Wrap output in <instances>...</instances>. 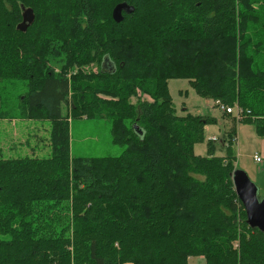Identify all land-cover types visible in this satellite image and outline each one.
<instances>
[{"label": "trees", "instance_id": "1", "mask_svg": "<svg viewBox=\"0 0 264 264\" xmlns=\"http://www.w3.org/2000/svg\"><path fill=\"white\" fill-rule=\"evenodd\" d=\"M123 1L135 10L118 23ZM176 78L242 109L227 155L213 140L196 153L217 119L178 115ZM13 80L26 82L24 116L53 120L52 154L0 158V264H264L231 152L239 123L264 137V0H0V84ZM70 100L75 117L110 118L121 155L71 156Z\"/></svg>", "mask_w": 264, "mask_h": 264}, {"label": "rangeland", "instance_id": "2", "mask_svg": "<svg viewBox=\"0 0 264 264\" xmlns=\"http://www.w3.org/2000/svg\"><path fill=\"white\" fill-rule=\"evenodd\" d=\"M39 47L34 51L38 62L37 71L41 69L40 65L45 63L41 56L44 46ZM56 68H58L57 71H60L61 65L56 64ZM81 69L83 71L96 69L93 73H98L95 64L85 65ZM0 88L4 101L2 110L6 112L0 114V158L50 157L52 154L50 134L53 120L48 118L42 109L30 111L27 116H24V109L18 96L26 92V82L7 81L0 84ZM169 90L178 115L190 112L201 116H215L218 121L209 124L210 132L206 133L205 131V141L196 145V153L199 155L209 154V136L214 134L218 137L216 142L219 144L216 154L227 155L229 153L227 137L224 146L222 139H225L230 126L234 124V114H225L217 107L216 100L200 96L188 79H171ZM65 113L70 123L69 145L72 157L119 156L124 152L125 146L113 142L110 118L96 119L86 115L75 117L71 110V100L65 106ZM225 121H230V125ZM237 133L238 138L231 146V152L236 157L237 167L244 170L256 183L259 196L264 198V162L258 163L254 160L256 153L264 154V137L257 134L255 126L251 123H239ZM6 254H10L9 257L13 255L10 251H7ZM190 264H206V261L203 257H193L190 258Z\"/></svg>", "mask_w": 264, "mask_h": 264}, {"label": "water", "instance_id": "3", "mask_svg": "<svg viewBox=\"0 0 264 264\" xmlns=\"http://www.w3.org/2000/svg\"><path fill=\"white\" fill-rule=\"evenodd\" d=\"M23 8V20L18 24V30L26 32L35 21V12L31 7ZM134 6L123 1L118 3L113 9V19L121 22L124 19V13L134 12ZM233 182L236 193L242 201L247 212V222L252 228H258L264 232V198L259 196V189L256 183L252 181L249 175L240 168L233 173Z\"/></svg>", "mask_w": 264, "mask_h": 264}, {"label": "built area", "instance_id": "4", "mask_svg": "<svg viewBox=\"0 0 264 264\" xmlns=\"http://www.w3.org/2000/svg\"><path fill=\"white\" fill-rule=\"evenodd\" d=\"M216 103H217V107L220 110H222L223 112L234 114L237 116L238 119L241 118L243 111L239 106H237V105L227 106L220 100H216ZM254 160L258 163H263L264 162V154L263 153H256L254 155ZM122 264H134V263L127 261V262H124Z\"/></svg>", "mask_w": 264, "mask_h": 264}, {"label": "crops", "instance_id": "5", "mask_svg": "<svg viewBox=\"0 0 264 264\" xmlns=\"http://www.w3.org/2000/svg\"><path fill=\"white\" fill-rule=\"evenodd\" d=\"M210 114V113H209ZM212 115H213V113H212ZM212 117H215V116H212ZM216 118V117H215ZM218 122V121H217ZM225 123L226 124H228V125H230L229 123H230V121H225ZM241 124V123H240ZM239 125V124H238ZM210 130V127H209V125H207L206 126V129H205V131H206V133H207V131L208 132H210L209 131ZM211 136H209V140H213L214 142H215V144H216V146H217V149H218V143L216 142L217 140H218V137L216 136V135H214V134H210ZM226 137H227V135L225 136V139H222V145L224 146L225 145V140H226Z\"/></svg>", "mask_w": 264, "mask_h": 264}]
</instances>
